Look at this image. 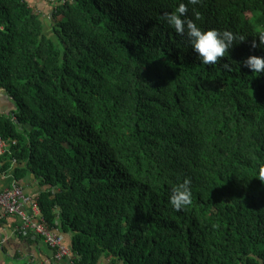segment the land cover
<instances>
[{
	"label": "trees",
	"instance_id": "1",
	"mask_svg": "<svg viewBox=\"0 0 264 264\" xmlns=\"http://www.w3.org/2000/svg\"><path fill=\"white\" fill-rule=\"evenodd\" d=\"M54 1L46 32L26 0H0V91L16 105L0 167L39 183L75 264H264V73L242 64L264 57V0ZM180 3L245 41L201 64L163 19Z\"/></svg>",
	"mask_w": 264,
	"mask_h": 264
},
{
	"label": "clouds",
	"instance_id": "2",
	"mask_svg": "<svg viewBox=\"0 0 264 264\" xmlns=\"http://www.w3.org/2000/svg\"><path fill=\"white\" fill-rule=\"evenodd\" d=\"M188 2L196 5L199 0H188ZM187 12L186 4L180 3L174 12L164 14L163 19L165 23L175 29L177 34L187 36L192 51L196 53V59L205 66H216L217 62L225 56L226 52H229L234 43L237 41L240 43L246 39L244 35H237L228 30L210 29L203 31L192 19L187 18ZM193 16L195 19H199V13L195 9H193ZM258 38L259 45L253 40L251 47L264 49V32L260 33ZM242 64L253 73V76L264 73V57L249 56L242 61ZM223 66L225 70L231 71V66L227 63H224ZM261 175L264 176V170H262ZM191 196L190 181L186 179L183 183L172 188L169 203L175 211H182L191 205Z\"/></svg>",
	"mask_w": 264,
	"mask_h": 264
},
{
	"label": "crops",
	"instance_id": "3",
	"mask_svg": "<svg viewBox=\"0 0 264 264\" xmlns=\"http://www.w3.org/2000/svg\"><path fill=\"white\" fill-rule=\"evenodd\" d=\"M45 0H26L32 7H36L42 13L52 10L54 4ZM54 1V0H50ZM52 13V12H51ZM16 111V105L6 92L0 91V115H12ZM16 183L13 171L6 172L0 167V191L11 187ZM26 194L38 195L41 192L39 183L30 178L22 182ZM0 219H4L0 225V264H75L70 246L73 234L59 233L63 239V245L68 248L70 254L62 259H57V250L50 247L44 240L39 238H28L20 236L13 226L14 218L0 212ZM99 264H113L111 260L103 258Z\"/></svg>",
	"mask_w": 264,
	"mask_h": 264
},
{
	"label": "built area",
	"instance_id": "4",
	"mask_svg": "<svg viewBox=\"0 0 264 264\" xmlns=\"http://www.w3.org/2000/svg\"><path fill=\"white\" fill-rule=\"evenodd\" d=\"M10 144L16 141H8L0 136V156L10 152ZM0 209L3 214L14 215L18 219L16 232L20 236L35 234L58 252L57 259H62L70 254L63 245V239L57 231L50 229L42 214L39 199L36 196L27 195L24 189L14 183L11 187L0 191Z\"/></svg>",
	"mask_w": 264,
	"mask_h": 264
},
{
	"label": "rangeland",
	"instance_id": "5",
	"mask_svg": "<svg viewBox=\"0 0 264 264\" xmlns=\"http://www.w3.org/2000/svg\"><path fill=\"white\" fill-rule=\"evenodd\" d=\"M44 2H47V6H48V3L49 4H54V5H56V2L55 1H50V0H45ZM48 8H49V6H48ZM51 12H52V10H50V11H48V12H44V20H46L45 21V25H46V27H47V30H46V32L48 31V26H49V28L53 25V23H50V22H52L53 21V19H51ZM49 20H50V22H49ZM46 35H48V36H50V34H47L46 33ZM51 38V40H54V38L55 37H50Z\"/></svg>",
	"mask_w": 264,
	"mask_h": 264
}]
</instances>
